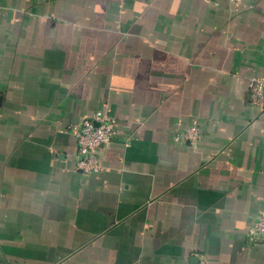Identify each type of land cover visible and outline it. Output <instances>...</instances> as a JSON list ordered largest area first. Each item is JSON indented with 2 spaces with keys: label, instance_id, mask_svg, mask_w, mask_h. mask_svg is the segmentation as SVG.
<instances>
[{
  "label": "crops",
  "instance_id": "obj_1",
  "mask_svg": "<svg viewBox=\"0 0 264 264\" xmlns=\"http://www.w3.org/2000/svg\"><path fill=\"white\" fill-rule=\"evenodd\" d=\"M253 78L264 0H0V264H264Z\"/></svg>",
  "mask_w": 264,
  "mask_h": 264
},
{
  "label": "built area",
  "instance_id": "obj_2",
  "mask_svg": "<svg viewBox=\"0 0 264 264\" xmlns=\"http://www.w3.org/2000/svg\"><path fill=\"white\" fill-rule=\"evenodd\" d=\"M237 6L242 0H227ZM250 103L253 107L264 112V79L253 78L249 83ZM118 134L116 122L105 116H95L83 119L73 127L76 141L75 171L83 175L97 174L102 171L99 160L100 150L112 143ZM176 140L184 139L196 144L200 139L196 125L185 128L181 134L175 136ZM251 232L262 235L264 247V214L258 217Z\"/></svg>",
  "mask_w": 264,
  "mask_h": 264
}]
</instances>
